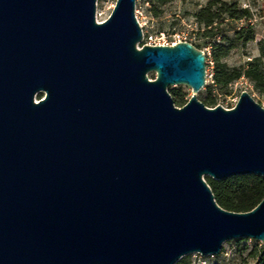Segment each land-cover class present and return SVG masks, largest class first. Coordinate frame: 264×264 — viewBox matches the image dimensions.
<instances>
[{
    "label": "water",
    "instance_id": "obj_1",
    "mask_svg": "<svg viewBox=\"0 0 264 264\" xmlns=\"http://www.w3.org/2000/svg\"><path fill=\"white\" fill-rule=\"evenodd\" d=\"M136 2L102 22L97 0H0V264H176L264 241V197L229 210L206 180L264 176L263 105L244 90L207 106L206 52L139 49Z\"/></svg>",
    "mask_w": 264,
    "mask_h": 264
},
{
    "label": "rangeland",
    "instance_id": "obj_2",
    "mask_svg": "<svg viewBox=\"0 0 264 264\" xmlns=\"http://www.w3.org/2000/svg\"><path fill=\"white\" fill-rule=\"evenodd\" d=\"M229 2H237L241 7H247L250 11L248 19L233 20L227 18L224 23L219 26L218 35L213 39L228 38L227 43L232 42L235 36V29L243 24L252 25L255 31V39L242 43L234 41L233 48L230 50L228 56L222 59L231 68H240L246 66L247 62L256 56H260V40L264 39V0H227ZM117 0H97V20L98 11L102 14L101 20H106L113 11ZM209 0H137L136 13L139 17L140 24L144 23L143 30L145 32H159L164 31L170 41H191L194 44H200L206 54H209L210 46L206 45L204 38H197V31L200 25L197 22L195 14L204 6L208 4ZM227 16V15H226ZM99 21V20H98ZM142 26V24H141ZM144 42L139 44L142 47ZM209 70L213 73L215 71V63L210 59ZM264 62V58L262 59ZM149 77L155 79L157 74L152 71L149 72ZM207 84L213 86L212 96L216 100V105H222L225 108H232L236 105L242 91L247 90L253 98L264 104V92H260L255 84L247 79L241 77L232 82L228 87L221 88L214 83L213 76L207 81ZM169 92L173 96L177 106L176 93H186V100L188 101L192 95V89L185 84H174L168 87ZM206 86L202 89L198 97L204 102L206 95ZM45 97V92H40L36 96V100ZM209 106V105H207ZM209 106V107H215ZM255 249L261 251L264 249V241L253 238H234L224 243L221 252L217 255H206L205 259L209 264H255L258 255L254 254ZM199 258L194 254L184 256L176 264H196Z\"/></svg>",
    "mask_w": 264,
    "mask_h": 264
},
{
    "label": "trees",
    "instance_id": "obj_3",
    "mask_svg": "<svg viewBox=\"0 0 264 264\" xmlns=\"http://www.w3.org/2000/svg\"><path fill=\"white\" fill-rule=\"evenodd\" d=\"M227 15V16H226ZM200 29L197 31V38H204L206 45L210 46L209 54H206L207 66L212 58L215 63L213 75L214 83L217 86L228 87L232 82L246 77L255 84V87L264 92V39L260 40V56L251 58L246 66L231 68L222 59L228 56L233 48L234 41L248 43L255 39V31L252 25L243 24L235 29V36L232 42L227 43L228 38L213 39L218 35L219 26L227 18L239 21L248 19L250 11L247 7H241L237 2L227 0H209L208 4L202 7L196 14ZM193 43V42H192ZM194 44V43H193ZM202 48L200 44H194ZM207 93L204 96V103L215 106L216 100L212 96L213 86L206 85ZM186 93H176V101L184 105ZM217 202L224 208L233 211H248L253 209L264 197V176L261 175H237L225 179H214L206 176ZM258 259L255 264H264V249L260 252L255 249ZM179 262V261H178Z\"/></svg>",
    "mask_w": 264,
    "mask_h": 264
},
{
    "label": "built area",
    "instance_id": "obj_4",
    "mask_svg": "<svg viewBox=\"0 0 264 264\" xmlns=\"http://www.w3.org/2000/svg\"><path fill=\"white\" fill-rule=\"evenodd\" d=\"M113 7H115V6L113 5ZM137 18L139 20L138 15H137ZM139 22H140V20H139ZM141 27H144V25H142ZM142 42H144V45L145 44H147V45H175L178 43L177 41H170L167 38V35L164 31H159V32L153 33V32H145V30H143ZM139 48H142V47H139ZM209 64H211V61H209ZM208 67L209 66H207V81H209V79L213 76V73L210 72ZM263 107H264V104H263ZM193 254L199 258L198 262H196V260H194V262L196 264H209L205 259H203L204 256L201 255L200 253H193Z\"/></svg>",
    "mask_w": 264,
    "mask_h": 264
},
{
    "label": "bare ground",
    "instance_id": "obj_5",
    "mask_svg": "<svg viewBox=\"0 0 264 264\" xmlns=\"http://www.w3.org/2000/svg\"><path fill=\"white\" fill-rule=\"evenodd\" d=\"M102 14L98 11V20L100 21L101 20V16ZM142 25H145L144 23L141 22Z\"/></svg>",
    "mask_w": 264,
    "mask_h": 264
},
{
    "label": "clouds",
    "instance_id": "obj_6",
    "mask_svg": "<svg viewBox=\"0 0 264 264\" xmlns=\"http://www.w3.org/2000/svg\"><path fill=\"white\" fill-rule=\"evenodd\" d=\"M139 49H141V48H139Z\"/></svg>",
    "mask_w": 264,
    "mask_h": 264
}]
</instances>
